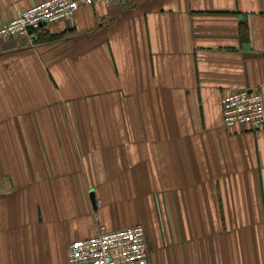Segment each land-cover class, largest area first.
Returning a JSON list of instances; mask_svg holds the SVG:
<instances>
[{"label":"crops","instance_id":"0c3cea01","mask_svg":"<svg viewBox=\"0 0 264 264\" xmlns=\"http://www.w3.org/2000/svg\"><path fill=\"white\" fill-rule=\"evenodd\" d=\"M44 0H0V24ZM0 40V264L147 229L151 264H264V0H119ZM43 30V31H44Z\"/></svg>","mask_w":264,"mask_h":264},{"label":"built area","instance_id":"2783aa9c","mask_svg":"<svg viewBox=\"0 0 264 264\" xmlns=\"http://www.w3.org/2000/svg\"><path fill=\"white\" fill-rule=\"evenodd\" d=\"M119 0H44L22 10L15 18L0 24V40L29 35L43 26L71 20L77 11L97 3L111 4ZM225 126L264 127V97L260 89H242L223 99ZM67 264H151L147 229L143 225L104 231L93 237L74 241L68 250Z\"/></svg>","mask_w":264,"mask_h":264},{"label":"trees","instance_id":"16d2710c","mask_svg":"<svg viewBox=\"0 0 264 264\" xmlns=\"http://www.w3.org/2000/svg\"><path fill=\"white\" fill-rule=\"evenodd\" d=\"M40 30H42V32H41V34L39 36V40L42 41V42L52 41V40L57 38L56 36L50 34L48 31H45L44 27L40 28Z\"/></svg>","mask_w":264,"mask_h":264},{"label":"water","instance_id":"95a60500","mask_svg":"<svg viewBox=\"0 0 264 264\" xmlns=\"http://www.w3.org/2000/svg\"><path fill=\"white\" fill-rule=\"evenodd\" d=\"M41 26H43V24H41ZM29 33L30 34H33L34 33V29L32 27H30Z\"/></svg>","mask_w":264,"mask_h":264}]
</instances>
